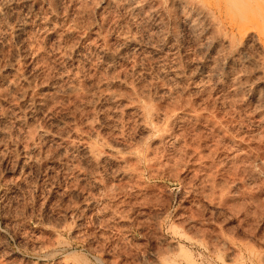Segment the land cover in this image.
Instances as JSON below:
<instances>
[{
	"label": "rangeland",
	"instance_id": "obj_1",
	"mask_svg": "<svg viewBox=\"0 0 264 264\" xmlns=\"http://www.w3.org/2000/svg\"><path fill=\"white\" fill-rule=\"evenodd\" d=\"M35 1L0 33V264H264V49L179 0Z\"/></svg>",
	"mask_w": 264,
	"mask_h": 264
},
{
	"label": "bare ground",
	"instance_id": "obj_2",
	"mask_svg": "<svg viewBox=\"0 0 264 264\" xmlns=\"http://www.w3.org/2000/svg\"><path fill=\"white\" fill-rule=\"evenodd\" d=\"M15 0H2V3H1V6H0V22H1V24H0V33L2 34V33H7L8 31H10L11 32V34L14 36V37H17V39H19L20 41L19 42H21V40L23 39H21V36L22 35H26V34H24V33H26L25 31H26V28L27 27H29L28 25H29V21L32 19H30L29 17H28V15H27V13H28V11L30 10L29 8V10L27 9V7H28V4L30 3V1L28 2V0H25V1H22V3H24L23 5H22V3L20 4V5H22V7H21V12H19V13H21V14H19V13H17V14H19V16H20V18H19V20L17 21H15V22H13L12 21V23H14V25L11 27V28H9V25L7 24V20H5V17H6V15L7 14H5V12H6V10L7 9H9V7H8V5L11 3V6H12V2H14ZM32 1V0H31ZM40 1V0H39ZM55 1V0H54ZM163 1V0H162ZM1 2V1H0ZM34 2L36 3V1L34 0ZM34 2H32V3H30V5H29V7L31 6V4H33ZM180 4V6H181V8L180 9H182V7H183V9L181 10L182 11V13H184V15H186V16H184V23H185V27L186 28H188L189 30L191 29V31H194V29L195 28H197L198 27V29L199 28H203L204 27V29H201V34H202V32H207L206 30L208 29V28H210V31L212 30L213 32V36L211 37L212 39L214 38L215 39V41H216V44L217 43H219V46H220V43H221V46L223 45L224 46V48L223 49H226L225 47H227V49H229V52L231 51V52H236V54L237 53H242L243 52V49L245 50L243 53V58L244 57H246L247 56V54H246V52L248 51L247 49H245V47H246V45H248L247 43L249 42H252L253 44H255L256 45V47H257V45H258V48H260L259 50L261 51V49H264V0H179L178 1ZM16 3V2H15ZM20 3V2H19ZM28 3V4H27ZM43 2L41 1V3H39V4H42ZM46 3V2H45ZM48 3V2H47ZM50 3H51V1H50ZM164 3V2H163ZM176 3V2H175ZM52 4H54V2L52 3ZM57 4V3H56ZM144 4V3H143ZM173 4V3H172ZM17 6L18 7V4H14L13 6ZM46 5V4H45ZM177 5V4H176ZM10 6V5H9ZM12 6V7H13ZM36 6V5H35ZM33 7L34 9L33 10H38V9H35V8H38V7ZM37 6H39L40 7V5H38L37 4ZM44 6V5H43ZM12 7H10V11H12ZM17 7H14V8H16L15 10H16V12H18L19 11V9L17 10ZM45 7V6H44ZM140 7V6H139ZM13 8V9H14ZM31 8V7H30ZM4 9H6L5 11H4ZM40 9V8H39ZM47 9H49V12L48 13H50V8L48 7ZM15 10H14V13H15ZM42 10V9H41ZM179 10V9H178ZM31 11V10H30ZM135 11V10H134ZM146 11V10H145ZM180 11V10H179ZM8 12H9V10H8ZM7 12V13H8ZM13 12V11H12ZM37 12H40V10L39 11H37ZM160 12V11H159ZM34 13V12H33ZM33 13H29V16H30V14H33ZM39 15L40 14H44V12L42 13H38ZM45 15V14H44ZM47 15V14H46ZM45 15V16H46ZM183 15V14H182ZM14 16L16 17V18H18L17 17V15H15L14 14ZM32 16V15H31ZM30 16V17H31ZM11 17V16H10ZM15 17H14V19H15ZM33 17V16H32ZM37 17H40V16H37ZM50 17V16H49ZM48 17V18H49ZM183 17V16H182ZM11 18H13V16L11 17ZM161 18V17H160ZM179 18V17H178ZM7 19H9V17L7 18ZM36 19V18H35ZM52 19V18H51ZM32 20H34V19H32ZM31 20V21H32ZM37 20V24H38V21H41V17L40 18H38V19H36ZM42 20H45V18L44 19H42ZM160 20V19H159ZM11 21V20H10ZM33 22V21H32ZM31 22V23H32ZM35 22V21H34ZM34 22H33V24H34ZM52 22H53V20H52ZM52 22H50V24H53ZM139 23V22H138ZM137 23V24H138ZM36 24V25H37ZM205 25V26H203V25ZM36 25H32V26H36ZM38 25H40V24H38ZM44 25H45V22H44ZM31 26V25H30ZM51 26V25H50ZM39 27H41V26H39ZM48 27V26H47ZM52 27H53V25H52ZM31 28V27H30ZM42 28H46V25H45V27H42ZM51 28V27H50ZM142 28V27H141ZM140 28V29H141ZM27 29H29V28H27ZM37 30V29H36ZM42 30H44V29H42ZM48 30V29H47ZM63 30V29H62ZM196 30V29H195ZM45 31V30H44ZM51 31V30H50ZM50 31L48 32L49 34H50ZM197 31V30H196ZM200 31V30H199ZM10 32H8V33H10ZM33 32H35V31H33ZM38 32V31H37ZM52 32V31H51ZM198 32V31H197ZM42 33H43V31H42ZM41 33V34H42ZM44 33H46V32H44ZM183 33V32H182ZM28 34V33H27ZM48 34V35H49ZM59 34V33H58ZM195 34H197V33H195ZM206 34V33H205ZM205 34H203V36L205 35ZM2 35H4V34H2ZM1 35V36H2ZM10 35V34H9ZM36 35V34H35ZM193 35V34H192ZM191 35V36H192ZM197 35H200V34H197ZM209 35V34H208ZM7 36V35H6ZM11 36V35H10ZM56 36H58V35H56ZM63 36V35H62ZM3 37V39H4V36H2ZM1 37V38H2ZM9 37V36H8ZM7 37V38H8ZM209 37V36H208ZM6 38V39H7ZM54 38V37H53ZM244 38H246L247 40H245L244 41ZM6 39H4V41L6 40ZM28 39H29V37H28ZM38 39V38H37ZM129 39H130V37H129ZM132 39V38H131ZM186 39V38H185ZM214 39H213V42H214ZM0 40H2V39H0ZM15 40V39H14ZM24 40V39H23ZM30 40V39H29ZM123 40H125V39H123ZM127 40V39H126ZM125 40V41H126ZM188 40V39H187ZM199 40H200V38H199ZM198 40V41H199ZM205 40V39H204ZM211 40V39H210ZM33 41V40H32ZM38 41V40H37ZM203 40H201V42H202ZM3 41H1V43H2ZM18 42V41H17ZM34 42V41H33ZM143 42V41H142ZM175 42V41H174ZM204 42V41H203ZM209 42V41H208ZM212 42V41H211ZM212 42V43H213ZM0 43V44H1ZM5 43V42H4ZM10 43V42H9ZM126 44H132L133 43V41H131V40H128V41H126L125 42ZM180 43V42H179ZM196 43H197V41H196ZM27 44V43H26ZM122 44V43H121ZM125 44V45H126ZM137 44V43H136ZM195 44V43H194ZM199 44H201L200 42H199ZM206 44H208V43H206ZM215 44V43H214ZM253 44H251V45H253ZM10 45V44H9ZM28 45V44H27ZM36 45V44H35ZM203 45H204V43H203ZM212 45V44H211ZM218 45V44H217ZM216 45V46H217ZM251 45H250V47L249 48H252V47H254V46H252L251 47ZM1 46V45H0ZM8 46V45H7ZM36 46H38V45H36ZM100 46V45H99ZM135 46V45H134ZM133 46V47H134ZM201 46V45H200ZM199 46V47H200ZM205 46V45H204ZM214 46V45H213ZM215 46V47H216ZM128 47V46H127ZM131 47H132V45H131ZM130 47V48H131ZM148 47V46H147ZM197 47V46H196ZM21 48V47H20ZM214 48V47H213ZM29 49V48H28ZM137 49V48H136ZM170 50V49H169ZM173 50V49H172ZM197 50V49H196ZM202 50V49H201ZM206 50V49H205ZM216 50V49H215ZM247 50V51H246ZM254 50V49H253ZM253 50H250L251 52L253 51ZM257 50V49H256ZM256 50H254V51H256ZM29 51V50H28ZM33 51V50H32ZM200 51V50H199ZM204 50H202V52H203ZM208 51V50H207ZM217 51V50H216ZM222 51V50H221ZM228 51V50H227ZM253 51V52H254ZM172 52V51H171ZM261 52H263V50L261 51ZM32 53V52H31ZM38 53V52H37ZM205 53V52H204ZM217 53V52H216ZM227 53V52H226ZM215 54V53H214ZM219 54V52L217 53V55ZM31 55V54H30ZM105 55V54H104ZM104 55H101V56H104ZM220 55V54H219ZM238 55V54H237ZM242 55V54H241ZM251 56L253 55V53H251L250 54ZM259 55V54H258ZM29 56V55H28ZM210 56V55H209ZM214 56H216V55H213V57ZM224 56V55H223ZM225 56H226V54H225ZM239 56V55H238ZM264 56V55H263ZM262 56V58H264ZM11 57H12V55H11ZM159 57V56H158ZM217 57V56H216ZM219 57V56H218ZM234 57V56H233ZM249 56H247V58H244V59H249L248 58ZM261 57V56H260ZM259 56H258V58H260ZM10 58V57H9ZM72 58V57H71ZM104 58V57H103ZM160 58V57H159ZM208 58V57H207ZM211 58V57H210ZM220 58V57H219ZM232 58V57H231ZM243 58H232V59H234L235 61H239V60H241L242 61V66H243V62H245L246 60H244ZM108 59V58H107ZM106 59V60H107ZM209 59V58H208ZM215 59V58H214ZM213 59V60H214ZM221 59V58H220ZM225 59V58H224ZM243 59V60H242ZM252 59V58H251ZM165 60V59H164ZM211 60H212V58H211ZM222 60H223V57H222ZM221 60V61H222ZM234 60H232V61H234ZM261 60V59H260ZM259 60V61H260ZM215 61V60H214ZM213 61V62H214ZM254 61V60H253ZM256 61H257V59H256ZM14 62V61H13ZM87 62V61H86ZM111 62V61H110ZM212 62V63H213ZM215 62H217V59H216V61ZM218 62H219V60H218ZM217 62V63H218ZM223 62V61H222ZM221 62V63H222ZM225 62V61H224ZM204 63V62H203ZM220 63V64H221ZM260 63V62H259ZM31 64V63H30ZM216 64V63H215ZM214 63H213V65H215ZM237 64V63H236ZM199 65V64H198ZM209 65V64H208ZM212 65V66H213ZM224 65V64H223ZM241 65V64H240ZM28 66V65H27ZM205 65H203V70L202 71H204V69H205V67H204ZM211 66V67H212ZM216 66V65H215ZM215 66H213L214 68H215ZM253 66H254V64H253ZM259 66H261V65H259ZM263 66V65H262ZM111 67V66H110ZM210 67V65H209V68H211ZM212 67V68H213ZM235 67V66H234ZM237 67V66H236ZM235 67V68H236ZM208 67H206V69L205 70H207V69H209ZM216 68H218V64H217V66H216ZM258 68H260V67H258ZM262 68V67H261ZM11 70V69H10ZM168 70V69H167ZM201 69H199V71H200ZM219 70H220V68H219ZM235 70V69H234ZM263 70V69H262ZM13 71V70H12ZM208 71V73L210 74V72L212 71V69H211V71H210V69L209 70H207ZM206 71V72H207ZM210 71V72H209ZM213 71L215 72V70L213 69ZM217 71V70H216ZM205 72V71H204ZM203 72V73H204ZM206 72H205V74H206ZM234 72V71H233ZM244 72V71H243ZM72 73V72H71ZM176 73V72H175ZM202 73V72H201ZM212 73V72H211ZM238 73V72H237ZM213 74V73H212ZM234 74V73H233ZM236 74V73H235ZM234 74V75H235ZM199 75V74H198ZM201 75V74H200ZM208 74H206V76H207ZM215 75V74H214ZM203 76V75H202ZM209 76V75H208ZM207 76V77H208ZM206 77V78H207ZM226 77V76H225ZM231 77V76H230ZM236 77V76H235ZM214 78V77H213ZM215 78H216V76H215ZM233 78V77H232ZM173 79V78H172ZM182 79V78H181ZM236 79V78H235ZM214 80H216V79H214ZM260 80V79H259ZM234 82V81H233ZM4 83V82H3ZM54 83V82H53ZM234 86V85H233ZM66 87V86H65ZM109 98V97H108ZM110 99V98H109ZM39 104V103H38ZM141 112V111H140ZM143 113V112H142ZM144 114V113H143ZM143 116V115H142ZM57 121V120H56ZM145 122V121H144ZM145 129V128H144ZM151 130V129H150ZM42 132V131H41ZM4 133V132H3ZM43 133V132H42ZM83 138V137H82ZM92 142V141H91ZM91 142H86V143H88V145L85 143L83 146H81L80 147V149H79V151H80V153H82V154H84V155H87V157H91V158H97V156H98V154H97V152H96V148L98 147H94L93 145H95L96 143L95 142H92L93 143V145L92 144H89V143H91ZM100 142H102V141H100ZM9 144V143H8ZM77 144V143H76ZM81 144V143H80ZM83 144V143H82ZM79 146V145H78ZM78 146H76L77 147V149H78ZM33 147V146H32ZM32 149V148H31ZM63 149V148H62ZM98 149V148H97ZM57 150V149H56ZM76 150V149H75ZM74 150V151H75ZM31 151H33V150H31ZM77 151V150H76ZM98 151V150H97ZM62 152V151H61ZM101 152V151H100ZM99 152V153H100ZM107 152V151H106ZM30 152L28 151V153H26V154H29ZM77 153V152H76ZM103 153V152H102ZM113 153V152H112ZM66 154V153H65ZM101 154V153H100ZM107 155H108V153H107ZM122 155V154H121ZM102 156H103V154H102ZM68 157V156H67ZM28 158H29V156H28ZM66 158V157H65ZM103 158H105V157H103ZM102 158V159H103ZM107 158V157H106ZM69 159V158H68ZM108 159H110L109 157H108ZM22 160V159H21ZM100 160V159H99ZM23 161V160H22ZM121 161V160H120ZM107 162V161H106ZM27 163V162H26ZM108 164V163H107ZM20 169V168H19ZM80 178V177H79ZM87 207V206H86ZM58 245V244H57Z\"/></svg>",
	"mask_w": 264,
	"mask_h": 264
}]
</instances>
